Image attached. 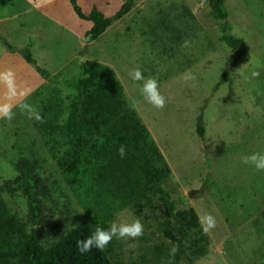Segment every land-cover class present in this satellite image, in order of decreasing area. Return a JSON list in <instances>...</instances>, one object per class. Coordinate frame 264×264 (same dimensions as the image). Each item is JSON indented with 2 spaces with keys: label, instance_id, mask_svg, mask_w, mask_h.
<instances>
[{
  "label": "rangeland",
  "instance_id": "rangeland-1",
  "mask_svg": "<svg viewBox=\"0 0 264 264\" xmlns=\"http://www.w3.org/2000/svg\"><path fill=\"white\" fill-rule=\"evenodd\" d=\"M15 1L22 0L0 5V35L13 45H27V32L8 33L1 19ZM32 1L54 4L41 12L57 14L78 34L92 25L78 16L71 0ZM125 1L77 0L84 12L97 8L110 17ZM209 2L134 0L129 13L114 20L86 52L80 37L67 35L75 45L65 58L54 57V48L41 51L54 44L56 36H65L60 24L41 15L46 32L39 29L45 34L37 39L35 51L41 66L62 70L60 78L72 79L84 65L85 96L76 111L78 122L145 144L154 156L159 183L150 181L146 156L137 144L71 128L67 119L77 91L60 85L53 91L52 84H40L44 76L36 74L35 65L18 51L6 53L0 39V72L11 70L21 90L43 95L38 101H16L35 106L42 122L19 107L10 123L0 119L1 231L15 226V215L31 228L26 183L12 163L23 157L39 188L40 236L48 246L84 219L93 226L106 221L107 228L113 221L139 219L143 236L134 241L114 238L108 245L112 262L170 264L177 242L162 232V186L177 203L171 228L186 245L184 264H264V171L242 160L264 153V0H225L232 33L246 40L245 60L235 67L234 51L221 40V22ZM185 40L191 42L187 48L182 47ZM135 68L158 80L167 98L163 110L144 100L142 82L129 77ZM189 70L196 80L185 83L181 77ZM225 70L228 75L218 85ZM52 91L51 101H45ZM4 92L0 86V101ZM200 124L203 136L197 131ZM205 214L216 218V227L207 234L198 219ZM28 238L23 232L12 234L10 244H4L0 236V251L16 249Z\"/></svg>",
  "mask_w": 264,
  "mask_h": 264
},
{
  "label": "trees",
  "instance_id": "trees-1",
  "mask_svg": "<svg viewBox=\"0 0 264 264\" xmlns=\"http://www.w3.org/2000/svg\"><path fill=\"white\" fill-rule=\"evenodd\" d=\"M13 1L14 0H0V5L7 6ZM71 1L76 13L80 18L92 21L91 28L85 34V45L83 47V52H86L88 44L93 40L98 39L114 22V20L120 19L129 13L134 4V0H126L122 8L115 15L110 17L106 16L97 8H94L89 13H86L82 10L77 0ZM209 4L213 16L221 22V40L230 46L234 51L232 66L235 67L245 60L244 58L247 52L246 40L243 37L232 33V27L228 22V11L225 6V0H210ZM0 39L9 50H17V48L11 45L5 37L0 35ZM20 52L24 54L25 59L28 62L36 64V60L32 56L30 43L20 49ZM37 70L47 77L58 79L55 75H51L47 69L41 66L37 65ZM83 72L84 65L82 64L81 71L77 76L73 77L72 79L70 78L67 81H63L65 85L72 86L77 91V96L72 99L70 103V112L67 119L68 125L76 130L85 131L90 135H96L108 140H118L119 142L129 145L137 144L138 150L146 156L147 166L151 172L150 181L152 183H159L157 168L154 163V156L145 144L130 140L126 136L120 134L96 129L88 123L78 122L76 111L78 109L79 103L85 96V88L81 83ZM228 72V70L224 71V76L218 85L225 81ZM197 131L201 136H203L205 129L200 124L197 127ZM12 163L15 169L20 171L21 177L26 183L24 186V193L28 196L29 206L31 208V213L28 210L31 228L27 229L26 227L22 226L18 219L19 216L15 215V226L8 227L4 231L0 230V236H2L4 241H6L2 242L4 244H10L9 241L12 239V234L17 235L23 232L24 236H29L27 242L20 245V247L16 249L4 248V250L0 251V260H8L10 264H114L111 260L108 247L103 251L93 249L87 254H81L76 247V242L91 235L95 231L96 227L99 226L107 229L106 221H102L99 225L93 226L90 221L84 219L72 229H70L54 244L48 246L46 242H42L40 236V227L42 222L41 214L43 206L39 197V188L37 182L35 178L29 173L28 161L25 158H18L13 160ZM158 193L161 195L164 205V214L162 220L163 235L165 238L177 242V246L175 247L176 252L174 255L172 254L170 264H184L186 245L183 240L174 235L171 228V217L175 211L177 203L171 198L170 192L164 187L159 186ZM32 221L34 222V226L32 225Z\"/></svg>",
  "mask_w": 264,
  "mask_h": 264
},
{
  "label": "clouds",
  "instance_id": "clouds-1",
  "mask_svg": "<svg viewBox=\"0 0 264 264\" xmlns=\"http://www.w3.org/2000/svg\"><path fill=\"white\" fill-rule=\"evenodd\" d=\"M190 41L185 40L182 47H189ZM258 76L259 73H253ZM129 77L134 82H142L141 95L144 100L152 105L154 108L163 110L166 107L167 98L160 90V84L154 77H145L142 70L135 68L129 72ZM181 79L187 83L189 81L195 82L196 76L190 70L183 73ZM0 86L5 90L4 99L0 101V119L6 120L9 123L15 119L16 111L14 109L19 107L21 111L25 112L30 119L43 121L38 109L28 104L27 102L16 103L21 97H26L29 94L27 90H21L17 83L15 74L11 70L0 72ZM194 86V84H193ZM121 158L126 155V150L123 145L119 148ZM245 164L253 166L257 170L264 171V153L254 152L249 156L242 157ZM200 227L205 234L209 233L216 227V218L211 214L200 215L198 217ZM144 234V225L139 219L131 223L113 221L109 228L96 227L95 231L84 239L76 242V247L81 254H87L93 249L103 251L113 241V239H129L136 240ZM176 249L173 248L171 253L174 255Z\"/></svg>",
  "mask_w": 264,
  "mask_h": 264
},
{
  "label": "crops",
  "instance_id": "crops-1",
  "mask_svg": "<svg viewBox=\"0 0 264 264\" xmlns=\"http://www.w3.org/2000/svg\"><path fill=\"white\" fill-rule=\"evenodd\" d=\"M14 8L11 12H7L6 17L1 18L5 21L6 23V29L9 32H16L17 30H24L27 32V36L28 39H25L26 41H28L26 44L30 43V48L32 51V56L33 58L36 60V64L32 63L35 65V70H36V74H40L41 76H44L41 83L40 84H44V83H49L53 85V91L57 88V85L66 87L67 85H65L63 83V81H67L70 79L69 78H60L58 76V74L62 71L60 70V72L57 71H53L51 70L49 67H43L45 69H47L51 75H55L58 79H52L51 77H47L45 75H43L41 72H39L37 70V65L41 66V63L39 62V57L35 54L36 48H37V39H41L42 35L45 34L44 32L40 33L39 29L42 31H45V29L43 28L42 22L40 21L41 19V15L43 14L41 11L43 10L44 7H48V6H52L54 4H39L36 3V1H32L31 0H22V1H18V2H14ZM47 5V6H45ZM75 10V9H74ZM76 12V11H75ZM47 15H44V17L50 21H53L57 24H60L61 26L59 27L60 29H64L65 32L62 33V40H60L58 38V36H56L54 38L55 43L52 45L46 44L44 46H42L41 51L43 52H49L51 49H56V55L54 57H63L65 58L66 56L70 55V49L73 45H75V42L73 41L72 43H69V41H71L73 38H75L76 36L80 37L81 39L79 40L81 45L84 47L85 45V34L86 32L91 28L92 25H87V29L86 30H78L80 33L78 34L76 29L74 27H71L66 21L62 20L57 14H51L50 12H46ZM89 13V12H86ZM57 17V18H55ZM46 32V31H45ZM67 35H73L74 37H67ZM82 35H84V40L82 39ZM7 39V38H6ZM8 41V39H7ZM9 42V41H8ZM10 43V42H9ZM11 44V43H10ZM13 45V44H11ZM17 48V50H9L6 46L4 51L6 53H8L9 51H14V52H20V49H22L23 47H25L26 45H13ZM62 48V49H61ZM74 51V50H71ZM22 53V52H20ZM23 54V53H22ZM42 54V53H41ZM24 55V54H23ZM42 56L44 57V55L42 54ZM25 59V56H24ZM26 60V59H25ZM75 60V57L73 58V61ZM27 61V60H26ZM28 62V61H27ZM31 63V62H28ZM62 66L64 64H61ZM42 67V66H41ZM65 67V66H63ZM68 87V86H67ZM52 92H49L46 94V99L45 101H51V96L53 94ZM31 92L24 98V100L27 101H38V100H42L37 96H43V95H31ZM21 100V99H20Z\"/></svg>",
  "mask_w": 264,
  "mask_h": 264
},
{
  "label": "water",
  "instance_id": "water-1",
  "mask_svg": "<svg viewBox=\"0 0 264 264\" xmlns=\"http://www.w3.org/2000/svg\"><path fill=\"white\" fill-rule=\"evenodd\" d=\"M193 192H194V191H193ZM193 192H192V193H193Z\"/></svg>",
  "mask_w": 264,
  "mask_h": 264
}]
</instances>
